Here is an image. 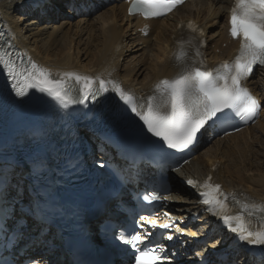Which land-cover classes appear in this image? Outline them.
Listing matches in <instances>:
<instances>
[{"label":"snow or ice","instance_id":"1","mask_svg":"<svg viewBox=\"0 0 264 264\" xmlns=\"http://www.w3.org/2000/svg\"><path fill=\"white\" fill-rule=\"evenodd\" d=\"M182 2L183 0H131L128 11L130 14L139 13L145 18H154L165 15ZM229 23L230 35L239 39V51L233 60L224 61L209 70L202 59H196L201 57V41L194 48L191 63L188 61L187 51L182 50L174 57L180 72L172 79L159 81L153 94L146 98L137 99L134 94L113 81H95L88 76L69 72L53 77L46 69L31 61L27 67L18 66L11 53L3 48H0V65L7 71L16 96H26L30 89H35L46 94L64 109L71 105L87 106V102H96L98 97L111 90L118 95L126 108L142 121L149 133L162 138L168 148L183 150L196 142L197 134L208 121L217 117L218 113L229 110L247 121L255 117L261 107L260 102L243 82L252 75L254 67L264 66V0H234ZM188 27L196 31L191 23ZM184 43L181 41L182 46ZM187 43L190 44L191 41ZM108 85H111V89ZM31 160L34 169L38 171L43 165V160L37 156ZM29 175L33 173L29 172ZM187 184L204 189L201 193V203L207 206V212L218 217L227 230L235 234V240L264 245V222H258L257 226L253 227L250 216L246 217L243 213L229 215L228 196L219 184L211 183V177L199 185L193 180H188ZM21 187L17 182L14 189L3 173H0V211L9 197H12L13 217L20 224L19 233L22 236L30 224L40 227L41 221H34L32 216L41 212V205L39 199L33 201L26 188L21 193L18 190ZM143 198L160 199L153 193ZM251 207L255 208L256 205ZM260 210L264 212V205L260 206ZM143 219L144 217H141V220ZM2 220L3 217L0 216V221ZM151 224L156 226L155 221H151ZM162 227L168 228L169 225ZM40 230L42 231V228ZM0 231L3 229L0 228ZM121 239L138 249L143 238L137 233L131 239H124L123 236ZM15 250L14 246V254ZM138 251L139 254L133 257L135 264H159L160 257L154 254L153 249ZM29 259L31 264H49L42 256ZM14 264L23 262L15 261Z\"/></svg>","mask_w":264,"mask_h":264},{"label":"bare ground","instance_id":"2","mask_svg":"<svg viewBox=\"0 0 264 264\" xmlns=\"http://www.w3.org/2000/svg\"><path fill=\"white\" fill-rule=\"evenodd\" d=\"M17 1L18 0H16L15 4L17 3ZM4 2L6 1L0 0V18L4 24V27L7 29V31L11 35V38H13V40L16 42L20 50L21 49L23 50L26 48L25 42L21 36L23 33V29L19 31L16 30V28L18 27V24H17L18 22L12 21L11 18L7 15L8 14L7 9L9 8V6H7L8 4ZM44 2L45 0H22L18 2L17 8L19 10H23L24 16L26 17V15H28L29 13L28 7H30L31 5L32 6L35 5V3H38L35 6H40V8L41 7L44 8L45 7L43 6ZM62 2H63L62 0H49V3L53 5L56 4L59 7H62ZM78 2H82V1H78ZM226 3H227V0L189 1V3H184L173 14L169 15L167 18H164L161 20H158V19L152 20L151 21L152 29H151L150 34L145 38L141 32H136V39L134 38L133 44L135 42L137 43V41L138 42L143 41V43L147 44L148 42L155 40L156 45H157V48H156L157 51H153V48H151L150 52L153 51L151 55L155 58L156 61L154 62V64L151 65L152 67L149 69V71H147L148 73H146L147 75L146 77H144L145 79L143 81L137 82L136 80L132 79V77L127 73H123L121 75L122 78L127 81V84L128 82L131 85L141 84V86L143 87L142 91H144V94L147 95L150 93L152 89L155 88V85L161 80V78H164V77L171 78V77L176 76L180 72V67L177 66V62L174 59V57L176 56L175 53H176V47H177L175 36L178 35L179 32L181 31V29L178 28V21L179 20L183 21V19L186 17L193 18L197 21H200L202 8H204V10L209 9L208 14H206V17H205L207 19L212 18V17H217L219 15L221 16L219 20V31L214 30L211 33V34H215L219 32V38L215 40L209 46V50L211 51L213 49V52L216 57L228 56V54L233 50V48L236 45L230 41V37L227 34V30L226 28H224L225 23L227 21V17L225 16V13H224L225 8H226L225 7ZM199 7L201 8L199 9ZM190 8H195L198 14L189 12L190 10L188 11V9ZM127 9H128V3H123V2L113 3L112 6L109 7L107 11H105L103 17L101 18V22H100L101 25L99 27H96L100 31L101 34L95 32L96 28H93L94 23L92 21L91 23H88L87 27L89 30V33H88L89 34V39H88L89 47L87 51H88V54L91 55L90 56L91 57V70H92L91 72H89L88 70H85L84 65H79L77 60L76 61L72 60L73 58L69 50L70 48L66 50L67 45L64 46L66 44L65 39H63L64 43H62L63 41H59L60 39L62 40V37L64 36V34L61 33L63 32L62 27H59V28L57 27V29H55L56 35H54L50 44L48 45L46 44V48H45V51H43L42 56H40L41 55L40 52L42 51H39V50L35 51V54L39 58V61H37L38 63H36L33 59L31 60L28 56H26L25 53L23 52L22 53L26 56V58L29 59V61L34 62L39 67L43 69H46L49 67L48 69L53 73L54 77L58 75H62L63 73L69 72V73H75L81 76H88L93 79L96 78L98 80H101V79H115L116 80L118 78V71H119L118 59L120 57V54L124 51V48L121 44L122 42L121 38L123 37V34L125 31L124 29L122 30L120 29V23H124L127 25L125 29L126 31L129 29L130 26H133L134 27L133 29L137 30L138 26L141 25V20L139 19V17L132 18L127 15ZM40 13L41 12H39V15L41 16ZM46 16L47 15H43L42 17L45 18ZM204 27L208 29L207 25H205ZM25 34L27 33L25 32ZM148 37L152 39L149 41ZM58 41L60 42L61 46L57 50H53L52 48L55 46L56 43H58ZM224 42H227V47L225 48L221 47V53L218 54L215 50L218 49L221 43L223 45ZM58 52L60 56H58L57 54ZM79 66H81L82 68H80ZM252 82H253V86L256 87L255 85L256 82L254 81V77H253ZM121 86L125 89L130 90L129 85L121 83ZM257 91L260 92L258 89ZM263 115H264V110L261 113L260 118L256 122L255 125L249 126L248 128H245L244 130H242L241 132L237 134L219 135L218 137L210 140L211 143H214L218 141L219 139L222 140L223 137H225L224 139H227L225 141V144H223L222 148L219 149L217 147H220V146H216L215 148L212 147V148H208L207 150H205V152L203 153L204 154L203 160L199 162L197 159L199 157L198 154H199L200 149L197 150L196 154L191 159H189V161L184 165V167L180 171H178V175L179 176H187V175L200 176V175H207L209 173H212L214 174L215 180L222 182L223 186L226 189L233 188V190L236 193H240V192L247 193L246 190H248L252 194V195L249 194L250 198L264 202V169L261 167L260 168L258 167L256 169L255 167L250 168L249 166H247V168H244L242 170L240 168L241 166L239 167L235 164V162H237L236 157H234L235 159L233 160L230 158V161H228L232 152L235 153L236 155L239 154L237 153L235 149H232V148H239L238 144L240 143V140H242L243 142V140L248 141V140L255 139L257 133H255L253 130L256 129L257 127H259L260 130H262L261 132H264V118H262ZM205 140L207 141V139ZM243 152H245V150H242L241 153ZM242 155H245V154H242ZM223 159L226 160L225 163L221 162ZM216 161H220L219 162L220 168H218L217 171H214L212 169V165ZM244 165H246V163ZM225 173L226 174H236L238 176L240 183L239 184L234 183V180L228 179ZM173 183H174V188L172 191V198L176 199L177 201H185V202L180 203L177 206L175 205L172 206L171 207L172 210L177 211V212H183V213H186L187 215H191L192 212L198 211L200 207L196 205L195 198H191V194L189 193V191L185 190V188L174 178H173ZM242 185L245 186V188L242 187ZM256 187H258L259 189H255ZM189 200H192V201L190 202ZM208 220L209 219L203 218L197 223V226H199L200 228L204 227L207 224ZM215 236L216 235H213V238Z\"/></svg>","mask_w":264,"mask_h":264},{"label":"rangeland","instance_id":"3","mask_svg":"<svg viewBox=\"0 0 264 264\" xmlns=\"http://www.w3.org/2000/svg\"><path fill=\"white\" fill-rule=\"evenodd\" d=\"M4 1H6L4 3L8 4L7 6H9V8L7 9V12H8L7 15L11 18L12 21L18 22L17 23L18 27L16 28V30L19 31V30L23 29V33L21 36L25 42L26 48L23 49L22 51L25 52L31 59H33L35 62L39 61V58L35 54V51H38V50L42 51V52H40L41 53L40 56H42L43 51H45L46 44L47 45L50 44L52 38L54 37V35H56L55 29H57V27L58 28L62 27L63 32H61V33L64 34V36L62 37V40L60 39L59 41H63L62 43H64L63 39H65L66 44L64 46L67 45L66 50H68V48H70L69 50L72 54V58H73L72 60L73 61L77 60L79 65L85 66V70L91 71V57H90L91 55L88 54V51H87L88 47H89L88 46L89 30H88L87 26H88V23H91V21H92L94 23L93 28L99 27L101 25V23H100L101 18L103 17L105 11H107L109 9V7H111L112 5L106 6L102 9H100L96 13H90L87 15L81 14V15H75L72 17H68L67 15H65L64 12L68 13L69 12L68 10L65 11L64 8L56 9V6H55L54 8L60 14L59 20L58 21L51 20L50 15H48L47 10H46V15H48V17H46V20L44 21V23L40 24V20L38 19V16H39L38 10L34 11L32 15L28 14L25 17L24 11L19 10L17 8L18 2H20L22 0H18L16 4H15L16 0H4ZM200 8L201 7H199V9ZM208 10L209 9L204 10V8H202V10H201L202 12H201V16H200V18L202 20H205L204 18L206 17V14H208ZM20 11H22V12H20ZM188 11L193 12L195 14H198V12L195 10V8H190V9H188ZM71 13L72 12H70L69 14H71ZM219 16L207 19L210 31L212 29L213 30L219 29V26H217V24L219 23L217 20L220 19ZM89 20H90V22H89ZM126 27H127V25L124 26V28H126ZM96 30H95V32L101 34L97 28H96ZM25 32L27 34H25ZM65 32H67V33H65ZM131 33H132V35H128L127 40L124 41L125 52H122L121 56L119 58L118 74L121 76L123 73H127L132 77V79L136 80L137 82H141L145 79L144 77H146V75H147L146 73H148L147 71H149V69L152 67L151 65L154 64V62L156 61L155 58L151 54L153 53V51H157L156 50L157 45H156L155 40H152L150 43H147V44L143 43V41L142 42L137 41V43L135 42L133 44L134 38L136 39V34L133 32H130V34ZM150 37H148V40L152 39V38L150 39ZM59 41L52 48L53 50H57L61 46ZM212 41H211V43H212ZM69 42H71V43H69ZM151 48H153V51L150 52ZM57 54H58V56H60L59 52ZM152 61H153V63H152ZM79 67L82 68L81 66H79ZM254 81L256 82V87H258V90H261L264 93V74L261 71L258 72ZM262 118H264V115ZM253 131L255 133H257L256 138H258V139L255 138V139L248 140V141L243 140V142H242V140H240V143L238 144L240 150H239V148H232V149H235L237 151V153H239V154H237L239 156H237L235 153L232 152L231 156L228 159V161H230V158L233 160V159H235L234 157H236L237 162H235V164L239 167L241 166L240 168L242 170L244 168H247V166H249L250 168L255 167L256 169L258 167L259 168L261 167L264 169V132H261L262 130H260L259 127H257ZM224 138L225 137H223L222 140L219 139L220 141L218 140L214 143L210 142L209 144H205L199 151V154H198L199 157L197 159L198 162L203 160V155H204L203 153L208 148H212V147L215 148L216 146H220V147H217L219 149L222 148L223 144H225V141L227 140ZM242 150H245V152L241 153ZM242 154H245V155H242ZM222 162L225 163L226 160L223 159ZM238 162H239V164H238ZM245 163H246V165H244ZM225 175L228 179H233L234 183H236V184L240 183L238 176L236 174H226L225 173ZM230 175L231 176L233 175L234 177L233 176L231 177ZM235 177H236V179H235ZM255 189H259V188L256 187Z\"/></svg>","mask_w":264,"mask_h":264}]
</instances>
